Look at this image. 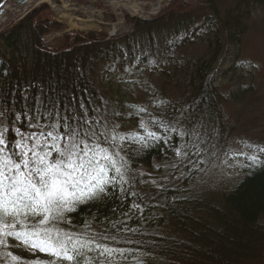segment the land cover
I'll use <instances>...</instances> for the list:
<instances>
[{
	"label": "trees",
	"instance_id": "16d2710c",
	"mask_svg": "<svg viewBox=\"0 0 264 264\" xmlns=\"http://www.w3.org/2000/svg\"><path fill=\"white\" fill-rule=\"evenodd\" d=\"M263 1L200 0L153 20L130 19L132 31L121 37L70 31L55 46L44 38L59 25L42 17L44 9L0 31V129H9L10 142L20 139L17 129L40 130L33 124L83 131L86 120L97 133L118 125L126 137L118 151L127 182L79 205L66 214L71 224L58 227L95 234L96 246L117 250L114 264H264V159L247 164L216 195L201 187L243 124L224 109L257 92L256 74L231 66L221 76L232 90L222 93L218 69L228 53H241L247 15ZM172 33L183 36L170 43ZM133 135L145 140L127 139ZM13 249L30 259L29 251Z\"/></svg>",
	"mask_w": 264,
	"mask_h": 264
},
{
	"label": "snow or ice",
	"instance_id": "6c2138e0",
	"mask_svg": "<svg viewBox=\"0 0 264 264\" xmlns=\"http://www.w3.org/2000/svg\"><path fill=\"white\" fill-rule=\"evenodd\" d=\"M85 123L89 127L83 131L70 125L61 130L60 124H33L32 128H40L39 134L25 135L17 129L20 139L14 143L8 139L9 129H0V249L8 248L11 240L50 258L32 264H114L117 250L96 246L95 234L83 238L58 227L71 224L66 214L76 212L79 205L101 198L116 183L127 182L126 161L118 151V142L126 137L116 132L119 126L112 133H97L90 121ZM147 138L159 139L151 132ZM127 139L143 143L145 137ZM258 151L264 153V147ZM250 159L257 162L256 156ZM92 252L98 255L93 258ZM0 260L22 264L10 251L0 254Z\"/></svg>",
	"mask_w": 264,
	"mask_h": 264
},
{
	"label": "rangeland",
	"instance_id": "374dc122",
	"mask_svg": "<svg viewBox=\"0 0 264 264\" xmlns=\"http://www.w3.org/2000/svg\"><path fill=\"white\" fill-rule=\"evenodd\" d=\"M198 1L200 0H2L0 2V18L2 17L0 31L19 21L31 11L44 9L42 17L59 25L44 38L50 46L57 45L56 40L63 33L70 31L96 32L104 35L107 39L116 38L132 31L130 19L153 20L172 7L192 5ZM133 6L138 7L136 13H132L130 10V7ZM238 10H242V7ZM234 14L237 15V11ZM247 17L248 30L244 37L241 53L238 51L239 53L235 54L234 51H231L232 53H228L219 62L218 84L222 93H230L233 84L226 82L221 74L231 66L243 67L256 74L254 86L257 92L255 96L245 101L246 103L230 105L224 109L227 117L234 118L243 124L237 132L229 137L231 145L228 151L220 158L217 156L212 161L211 168L208 166L209 169L207 173L205 172L204 182L201 185L204 192H207L206 194L210 192V194L216 195L217 190L219 191L223 185L231 186L239 178L241 170L245 169L247 164L252 163L250 157L256 156L257 162L264 159V153L258 151L259 148L264 147V1L255 13L247 15ZM208 24L209 21H206L203 28H207ZM179 36H183V34L172 33L170 40H173H169V42L173 43L174 39ZM163 47L165 46L162 45ZM39 131L36 130L32 133L39 134ZM196 159L190 163L198 170L199 165L195 163ZM202 163L204 165L206 161H202ZM148 181L154 185L163 184L164 178L160 179L158 183L151 179ZM209 196L207 197L209 198ZM12 246L20 247L21 251H29L30 259L22 261L20 255L12 253L14 251V249L11 251ZM1 250L3 253L10 251L19 258L22 264H32L36 260L46 261L47 258L44 254L33 253L11 240L9 247ZM4 264H8V260Z\"/></svg>",
	"mask_w": 264,
	"mask_h": 264
},
{
	"label": "bare ground",
	"instance_id": "6f19581e",
	"mask_svg": "<svg viewBox=\"0 0 264 264\" xmlns=\"http://www.w3.org/2000/svg\"><path fill=\"white\" fill-rule=\"evenodd\" d=\"M11 9V8H10ZM130 10L132 11V13H136L137 12V10H138V7L137 6H133V7H130ZM2 18V17H1ZM0 18V19H1ZM75 108V107H74ZM70 111V110H69ZM78 113V112H77ZM92 115V114H91ZM86 117V116H85ZM87 118V117H86ZM80 121H82V120H80ZM80 123V122H79ZM117 124V123H116ZM99 125V124H98ZM102 127V126H101ZM106 128V127H105ZM124 136V135H123ZM138 157V156H137ZM139 158H140V156H139ZM124 244V243H123Z\"/></svg>",
	"mask_w": 264,
	"mask_h": 264
},
{
	"label": "water",
	"instance_id": "95a60500",
	"mask_svg": "<svg viewBox=\"0 0 264 264\" xmlns=\"http://www.w3.org/2000/svg\"><path fill=\"white\" fill-rule=\"evenodd\" d=\"M6 1V0H5ZM0 7H1V5H0Z\"/></svg>",
	"mask_w": 264,
	"mask_h": 264
}]
</instances>
